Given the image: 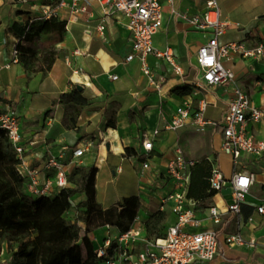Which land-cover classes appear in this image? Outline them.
<instances>
[{
  "label": "crops",
  "instance_id": "1",
  "mask_svg": "<svg viewBox=\"0 0 264 264\" xmlns=\"http://www.w3.org/2000/svg\"><path fill=\"white\" fill-rule=\"evenodd\" d=\"M50 2L53 0H0V108L5 112L11 107L16 112L28 165L43 170L54 157L68 173L78 166L97 168V201L101 207L109 210L136 196L141 202L138 217L143 225L159 211L161 196L171 191L167 167L180 147L188 160L205 162L211 171L219 169L226 183L214 197L189 200L188 204L200 221V227L193 231L214 230L219 237L220 254L207 264H264V214L258 212L264 204V153H244L236 163L222 151L223 119L236 87L264 113V0H218L227 24L221 45L243 44L249 51L262 47L263 53L251 57L232 53L224 59V67L235 73L236 80L217 88L197 86L203 77L197 55L209 36L178 15L202 16L207 0L164 2L163 27L154 37V47L170 49L183 75H177L166 61L150 56L148 66L155 84L139 61L126 62L132 41L125 17H107L105 10L95 5L92 15L79 19L64 10L56 19L41 20L42 8ZM101 24L106 27L103 36L98 33ZM27 29L29 39L22 44L23 56L31 72L22 62L11 64L13 49ZM51 52L56 55L51 69L45 72L44 58ZM114 76L118 79L113 80ZM73 90L88 100L77 117L73 109L59 103L62 95ZM204 104V119L217 126L209 125L199 133L191 120ZM185 106L190 108L189 123L178 131L167 129L177 110ZM247 134L257 142L264 141V117L249 122ZM146 137L153 142L150 153L143 147ZM77 150H84L82 157L74 156ZM223 159H229L230 170L222 166ZM146 163L148 169H144ZM54 173L43 170L42 184L53 182ZM241 173L254 176V184L241 214L234 215L227 211L234 202L231 180ZM54 188L53 193L57 191ZM85 199L76 195L72 204ZM211 208L221 214L220 224L213 222ZM166 212L170 228L177 218L169 209ZM102 233L107 237L106 229L90 235L96 247L104 242ZM110 234L116 237L114 232ZM237 234L247 244L229 247L226 237ZM251 242L254 246L249 245Z\"/></svg>",
  "mask_w": 264,
  "mask_h": 264
},
{
  "label": "built area",
  "instance_id": "2",
  "mask_svg": "<svg viewBox=\"0 0 264 264\" xmlns=\"http://www.w3.org/2000/svg\"><path fill=\"white\" fill-rule=\"evenodd\" d=\"M164 2L173 4L174 0H58L54 5H46L42 8L41 20L51 21L58 18L64 10L76 18L92 15V8L99 5L105 10L106 16L121 14L128 20L127 29L131 34L132 52L126 58L130 63L137 60L142 65L144 74L152 79V72L148 66V58L154 56L166 61L174 69L177 75L182 76V68L176 64L174 55L170 49L164 51L154 47V37L163 27ZM207 9L202 16L190 17L186 14H178L179 17L192 27L204 32L209 40L198 51L197 63L203 72L202 81L197 86L202 88L221 87L234 84L235 73L223 65L224 59H229L232 53H239L243 57L261 55L263 48L246 50L243 44H228L222 46L220 41L226 34L227 24L223 20L222 11L218 0H207ZM106 30L105 24L98 26V33L103 36ZM29 29H27V32ZM26 32V34H27ZM26 34L19 39L12 52L13 65L20 63L19 44L24 43ZM78 53V52H77ZM10 68V66H7ZM117 80L118 77H112ZM159 88V86H157ZM235 97L229 105L223 119L224 142L222 151L233 157L237 163L242 154L260 156L264 153V141L257 142L247 134L249 122H258L264 117V113L256 109L249 96L240 88L236 87ZM205 104L195 113L191 123L197 132L203 133L209 125L215 123L204 119ZM190 121V108H179L167 129L178 131L183 129ZM0 131H3L11 142L17 157L20 160L18 173L25 179L28 193L31 196H52L60 190L69 187L68 173L58 158L51 157L43 166V170L54 171L53 182L42 184L41 173L43 170L33 168L24 160L25 149L22 146L20 123L16 112L8 107L5 112L0 108ZM158 135V132H155ZM143 147L147 153L153 149V142L146 137ZM174 159L168 165V177L172 182L171 191L161 196L159 211L167 209L176 216L177 222L168 228L166 236L158 240H149L144 233V224L137 217L129 230L115 238L113 232L107 227L108 235L102 246L97 247L99 258H108L112 243L117 245L115 257H110L107 264H207L212 262L220 254V241L214 230L193 231L200 227V221L196 218L193 208L189 207L187 198L190 185L191 169L195 166L194 161L188 160L180 147L174 151ZM84 150L74 153L76 158L82 157ZM149 165L144 164V169ZM225 179L219 169H213L210 176V187L216 193L221 192L225 185ZM254 184V176L247 173L237 174L231 180L234 202L228 207L230 214L240 215L242 204L249 195L250 188ZM55 187V188H54ZM57 189L56 192L52 190ZM260 214H264V204L258 208ZM167 213V212H166ZM211 218L215 224L221 223V214L216 208L210 210ZM225 243L232 248L246 245V241L240 234L229 235ZM254 242L249 243L254 246Z\"/></svg>",
  "mask_w": 264,
  "mask_h": 264
},
{
  "label": "trees",
  "instance_id": "3",
  "mask_svg": "<svg viewBox=\"0 0 264 264\" xmlns=\"http://www.w3.org/2000/svg\"><path fill=\"white\" fill-rule=\"evenodd\" d=\"M57 2L53 0L49 5ZM28 39L29 32L25 41ZM22 44H19L20 62L31 72ZM49 55L44 58L45 72L51 69L56 53ZM59 103L73 109L77 117L88 100L73 90L62 95ZM19 163L11 142L0 131V252L6 246L11 254V260L5 264H107L110 257L116 256L117 245L113 242L108 258H99L90 235L107 227L118 236L125 234L138 217L141 207L138 197L125 198L116 207L104 210L97 201L98 169L83 166L75 167L69 174L68 188L52 196H31L25 179L18 173ZM211 172L207 163L195 164L191 169L188 200H206L217 194L210 187ZM76 195H84L85 201L73 205ZM166 220V212L151 215L144 223L146 237L164 238L168 230Z\"/></svg>",
  "mask_w": 264,
  "mask_h": 264
},
{
  "label": "rangeland",
  "instance_id": "4",
  "mask_svg": "<svg viewBox=\"0 0 264 264\" xmlns=\"http://www.w3.org/2000/svg\"><path fill=\"white\" fill-rule=\"evenodd\" d=\"M222 166H224L226 169H231V163L229 159H223L222 160ZM104 233L100 234V239L102 242L105 240L106 236L104 237ZM11 260V254L6 250V246L1 247V252H0V264H5L7 261ZM219 261V259H217Z\"/></svg>",
  "mask_w": 264,
  "mask_h": 264
}]
</instances>
